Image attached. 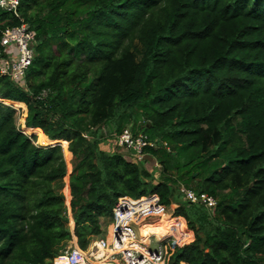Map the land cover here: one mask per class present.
<instances>
[{"label":"trees","instance_id":"trees-1","mask_svg":"<svg viewBox=\"0 0 264 264\" xmlns=\"http://www.w3.org/2000/svg\"><path fill=\"white\" fill-rule=\"evenodd\" d=\"M22 24L34 60L0 77V264L86 250L119 197L148 189L193 232L174 263L264 264V0H20L0 8L1 56ZM129 124L157 141L159 176L101 148L102 128Z\"/></svg>","mask_w":264,"mask_h":264},{"label":"built area","instance_id":"built-area-1","mask_svg":"<svg viewBox=\"0 0 264 264\" xmlns=\"http://www.w3.org/2000/svg\"><path fill=\"white\" fill-rule=\"evenodd\" d=\"M19 5L20 0H0V8L5 11L16 12ZM35 43L36 32L27 24L6 27L1 38L6 56H1L0 53V77L8 76L13 81L22 82L34 60ZM48 93L44 90L38 98L43 99ZM83 136L90 138L89 134ZM114 137L116 145L124 150L121 153L129 161H146V149L158 148L157 141L149 139L143 132L134 133L131 127H126L120 134L115 133ZM163 146L169 150L166 143ZM131 150H135V153ZM149 165L161 169L157 159H152ZM149 165L146 164L147 167ZM180 192L190 203H201L209 210L217 206L214 196L198 194L184 184L180 185ZM167 212L156 193L139 199L119 197L113 209L111 232L108 231L105 237L93 241L86 250L81 249L75 239L70 241L72 246L66 253L64 264H187L184 261L174 263L172 256L177 248L194 240L193 232L182 217L174 216L173 211ZM164 215L170 216L162 227L164 231H149L148 227L157 224ZM174 219L180 221L173 222ZM178 223H183L185 230L180 231ZM57 260L58 258L54 259V264H58Z\"/></svg>","mask_w":264,"mask_h":264},{"label":"rangeland","instance_id":"rangeland-1","mask_svg":"<svg viewBox=\"0 0 264 264\" xmlns=\"http://www.w3.org/2000/svg\"><path fill=\"white\" fill-rule=\"evenodd\" d=\"M22 122V120L20 119L19 120V123H21ZM114 127H115V125H113L112 124V126L110 127V128H112V129H114ZM127 127H131V125L129 124ZM113 132V131H112ZM112 132L111 131H109V127H107V126H105L104 128H102V131H101V134L103 135V137L102 138H104L103 139V141L104 142H102V144H105V147H106V149H109V146H106L107 144L108 145H110V150H109V152H112V151H117V150H119V152H121V151H124L122 148H119L117 145H116V142H115V137H114V134L115 133H113L112 134ZM29 134H33L32 132H28ZM112 134V135H111ZM152 160V158H149L148 160H146L145 162V165L146 164H150V161ZM68 163H70V160H68ZM151 170L154 172V173H157L156 174V176H159V171H156L155 169H153V167L151 168ZM159 179V178H158ZM158 179H156V180H158ZM65 189V188H64ZM63 192H64V190H63ZM65 193V192H64ZM151 193H153L152 192V190L151 189H148L147 190V192L145 193V195H149V194H151ZM66 194V193H65ZM67 203V202H66ZM67 206H68V203H67ZM176 206L175 205H173V207H171V208H167V213H171L172 211H173V209L175 208ZM164 217V216H163ZM162 217V218H163ZM167 220H163V221H159L158 223L160 224V226H162L163 227V225H164V223L166 222ZM180 221V220H179ZM175 222H177V221H175ZM178 225H179V230L180 231H183V230H185L184 229V225H183V223H178ZM162 227H160V229L162 230V231H164L163 230V228ZM112 228H113V221L111 220V222L109 223V225H108V231H110L111 232V230H112ZM161 231V232H162ZM191 236V235H190ZM70 246H72L71 244H70V242L60 251V253L55 257V258H58V260H57V263L58 264H64V262H65V257H66V253H67V251H68V249L70 248ZM54 258V259H55ZM53 264H54V260H53Z\"/></svg>","mask_w":264,"mask_h":264},{"label":"crops","instance_id":"crops-1","mask_svg":"<svg viewBox=\"0 0 264 264\" xmlns=\"http://www.w3.org/2000/svg\"><path fill=\"white\" fill-rule=\"evenodd\" d=\"M106 146H109V149H106V147H105V144H101V148L103 149V150H106V151H109L110 150V145H106ZM117 151H119V150H117ZM121 152H123V151H121ZM65 183H66V186H65V188L68 186V182H67V180L65 179ZM65 194V193H64ZM66 195V194H65ZM68 209H69V205H68ZM166 217H167V220H169L170 219V216L169 215H165ZM161 221H163V220H161ZM173 222H175V221H179V219H174V220H172ZM70 223H71V220H70ZM160 227H162V226H160V224L158 223V225H157V227L156 228H151V226H149L148 227V230L149 231H156V230H159L160 232L162 231L161 229H160ZM163 232V231H162Z\"/></svg>","mask_w":264,"mask_h":264},{"label":"water","instance_id":"water-1","mask_svg":"<svg viewBox=\"0 0 264 264\" xmlns=\"http://www.w3.org/2000/svg\"><path fill=\"white\" fill-rule=\"evenodd\" d=\"M131 152L134 154L135 153V150H131Z\"/></svg>","mask_w":264,"mask_h":264}]
</instances>
